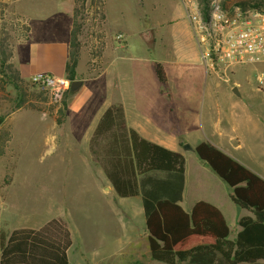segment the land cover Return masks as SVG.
Here are the masks:
<instances>
[{"label": "crops", "instance_id": "obj_1", "mask_svg": "<svg viewBox=\"0 0 264 264\" xmlns=\"http://www.w3.org/2000/svg\"><path fill=\"white\" fill-rule=\"evenodd\" d=\"M143 2L146 3L144 14L130 10L126 12L130 13V19L118 20L116 29L122 35V42H106L97 83L91 87L83 83L66 106L69 130L66 136H72L76 144L82 147L87 166L62 174L55 172L56 179L49 187L51 195L44 205V208L50 209L67 208L65 201L69 197L60 194L73 181L65 180L66 177H81L77 182L78 190L93 192L104 211L111 210L116 214L117 208L135 200L134 206L142 214V232L126 235L125 238L122 234L113 236L100 245L98 251L90 248L88 251L98 256L94 261L98 264H163L151 260L147 247L142 206V194L147 190V185L136 197L116 196L89 150L96 125L112 104L122 106L126 125L143 139L184 157V181L178 204L186 213H190L193 205L200 201L215 206L229 227V240H234L241 229L238 221L244 217L254 218V215L231 201V189L196 157L194 148L200 143H209L264 180V63L234 66L227 75L228 81H224L220 70L206 71L202 66L200 48L180 0ZM49 13L43 5H34L27 11L28 32L14 53L15 66L23 78L37 73L65 78L73 16L71 10L66 8H52ZM52 14L55 16L49 17ZM119 16L122 17V14ZM133 45L141 48L140 54L135 55L131 51ZM156 63L163 67L165 84L156 77ZM151 71L160 84L154 99L146 88L153 81ZM94 86L97 90H94ZM194 86L198 88L194 94L187 91ZM158 101L162 102V106ZM191 125L195 127L194 132L189 131ZM188 160L195 164L190 172ZM146 178L165 179V175L152 173ZM56 218L54 215L35 228L26 226L13 230L30 229L44 233L45 229L51 238H60L61 228L57 229V225L62 221ZM56 221V224H52ZM64 229L68 231L71 242L67 249L70 264L69 251L72 246L75 244L82 256H86L80 248L88 249L84 246V242H87L82 240V245H79L76 241L78 237L74 239L70 228ZM207 243L212 241L196 237L181 249ZM99 250L106 252L99 253ZM240 264L264 262L259 260Z\"/></svg>", "mask_w": 264, "mask_h": 264}, {"label": "rangeland", "instance_id": "obj_2", "mask_svg": "<svg viewBox=\"0 0 264 264\" xmlns=\"http://www.w3.org/2000/svg\"><path fill=\"white\" fill-rule=\"evenodd\" d=\"M143 1L0 0V59L5 60L3 65L0 63V229L9 234L20 227L35 228L55 215L64 227L70 228L74 239L78 237L76 241L79 245H82V240L87 242H84V246L88 249L80 248L86 256H82L75 244L72 246L69 251L70 264H98L94 263L98 256H93V252L88 251L90 248L98 251L99 246L113 236L122 234L125 238L143 229L142 214L134 206V199L127 201L129 205L123 204L117 208L116 214L111 210L104 211L93 192L78 190L77 182L81 177L64 178L73 181L60 194L69 197L65 201L67 208H44L46 198L51 195L49 187L56 179L55 172L62 174L87 166L82 147L76 144L72 136H66L69 130L63 101L67 106L83 83L89 87L97 83L106 42H122V35L116 29L118 20L130 19V13L126 14L130 10L144 14L146 3ZM221 1L226 8L245 3L249 8L264 12V0ZM34 5H43L48 13L52 8H66L72 12L77 32L74 38L76 81H81L82 85L77 91H71L68 98L64 99L65 90H43L33 85L29 78L21 77L15 66L14 53L28 32L26 14ZM131 51L137 55L141 53V48L133 45ZM151 75L153 81L146 88L154 99L160 84L152 71ZM141 85L144 87V84ZM93 88L97 90L96 86ZM195 89L198 88L194 86L187 91L194 94ZM158 104L162 106V102L158 101ZM189 131L194 132L195 127L191 125ZM194 165L188 160L189 172Z\"/></svg>", "mask_w": 264, "mask_h": 264}, {"label": "trees", "instance_id": "obj_3", "mask_svg": "<svg viewBox=\"0 0 264 264\" xmlns=\"http://www.w3.org/2000/svg\"><path fill=\"white\" fill-rule=\"evenodd\" d=\"M199 2L206 18L208 0ZM242 7L249 8L245 3ZM73 26L65 75L69 87L63 94L64 99L72 94L70 84L77 80L75 21ZM0 63L3 65L5 60L0 59ZM155 74L158 81L165 84L166 75L159 63L155 64ZM63 105L66 107L65 100ZM89 150L116 196L136 197L147 185L142 194V206L151 260L163 264L264 262V180L213 145L200 143L194 148V154L231 189V201L254 215V218L244 217L238 221L241 229L234 240L228 239L229 227L215 206L200 201L193 205L190 213L180 207L184 157L146 141L129 128L120 104H112L103 112L91 135ZM152 173H162L165 179L146 178ZM59 228L60 238L55 236V239L48 236L45 229L44 233L17 229L9 234L0 229V264H68L69 233L62 223H58ZM196 237L212 243L181 249Z\"/></svg>", "mask_w": 264, "mask_h": 264}, {"label": "built area", "instance_id": "obj_4", "mask_svg": "<svg viewBox=\"0 0 264 264\" xmlns=\"http://www.w3.org/2000/svg\"><path fill=\"white\" fill-rule=\"evenodd\" d=\"M198 46L206 71L220 70L224 81L234 66L264 63V12L240 5L226 8L221 0H208L207 17L199 0H180ZM121 37L120 35L118 36ZM30 81L43 90L60 91L69 87L65 78L43 73Z\"/></svg>", "mask_w": 264, "mask_h": 264}, {"label": "water", "instance_id": "obj_5", "mask_svg": "<svg viewBox=\"0 0 264 264\" xmlns=\"http://www.w3.org/2000/svg\"><path fill=\"white\" fill-rule=\"evenodd\" d=\"M81 85H82L81 81H73L70 84V90L72 92H75V91H77L81 87Z\"/></svg>", "mask_w": 264, "mask_h": 264}]
</instances>
